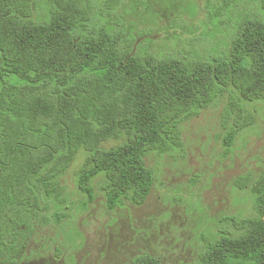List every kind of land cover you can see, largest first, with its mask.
I'll return each mask as SVG.
<instances>
[{
    "label": "trees",
    "instance_id": "obj_1",
    "mask_svg": "<svg viewBox=\"0 0 264 264\" xmlns=\"http://www.w3.org/2000/svg\"><path fill=\"white\" fill-rule=\"evenodd\" d=\"M120 0H0V264L35 229L59 225L61 178L84 159L76 186L107 210L144 204L154 185L145 159L181 146L180 124L228 95L235 111L264 102V0L207 1L197 47L141 49ZM249 121L227 133V151ZM110 142L115 145L105 147ZM248 190L253 215L207 241L192 264H264V169ZM129 264H161L148 254Z\"/></svg>",
    "mask_w": 264,
    "mask_h": 264
},
{
    "label": "rangeland",
    "instance_id": "obj_2",
    "mask_svg": "<svg viewBox=\"0 0 264 264\" xmlns=\"http://www.w3.org/2000/svg\"><path fill=\"white\" fill-rule=\"evenodd\" d=\"M207 1L216 0H120L112 14L124 18L141 49L186 52L192 40L193 48L199 46L210 27ZM231 98L226 95L182 122L180 147L147 156L154 185L140 206L107 210L99 181L93 184L94 201L85 206L76 186L84 159L79 152L61 178L66 204L46 201L49 214L63 212L66 218L37 227L20 253L2 264H129L140 254L161 264H192L207 241L232 229L230 219L254 213L248 190H238L235 182L245 176L252 181L264 169V102L243 104L237 112ZM244 121L249 125L227 151V133Z\"/></svg>",
    "mask_w": 264,
    "mask_h": 264
}]
</instances>
